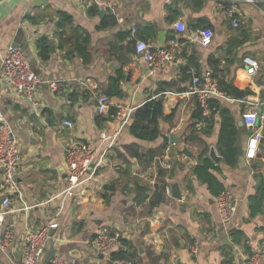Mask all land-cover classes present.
Returning <instances> with one entry per match:
<instances>
[{
  "label": "crops",
  "instance_id": "crops-1",
  "mask_svg": "<svg viewBox=\"0 0 264 264\" xmlns=\"http://www.w3.org/2000/svg\"><path fill=\"white\" fill-rule=\"evenodd\" d=\"M230 2L0 0V62L7 47L17 44L44 81L34 105L0 81V122L18 138L22 158L18 192L9 196L0 232V264L21 262L26 232L49 222L53 226L41 264L55 259L109 264L111 254L92 245L102 232L120 235L118 249L132 264H245L253 254L264 261V210L251 218L248 201L264 178V105L258 122L262 139L249 160L245 105L236 95L230 96L235 101L215 98L238 129L239 155L229 166L217 147L221 117L213 109L210 125L196 120V97L186 94L193 77L216 71L217 77L232 81L243 98L264 104V0H235L238 27L227 14ZM61 14L70 22L59 28ZM110 16L115 23L103 25ZM177 23L183 32L176 31ZM206 29L213 33L208 46L192 41L196 31ZM172 38L178 42L175 59L150 74L136 43L161 48ZM39 40L49 49L45 60L38 52ZM83 41L87 62L76 51ZM245 56L260 63L255 77L246 74ZM50 83L57 84V91ZM99 95L109 98L103 115L96 110ZM150 100L162 102L160 136L142 141L130 134L127 124L121 126L117 113L128 109L132 114ZM67 120L72 128L64 126ZM101 133L109 139L100 140ZM75 141L89 144L96 157L103 152L105 157L93 178L69 193L65 152ZM212 150L219 162L212 159ZM201 158L217 167L211 175L235 200V213L226 222L218 216L217 196L194 174ZM110 184L116 187L114 193L105 190ZM156 185L170 187L171 193L151 207ZM173 185L180 199L172 197ZM4 196L0 175V210ZM192 244L198 246L194 256L189 253Z\"/></svg>",
  "mask_w": 264,
  "mask_h": 264
},
{
  "label": "built area",
  "instance_id": "built-area-1",
  "mask_svg": "<svg viewBox=\"0 0 264 264\" xmlns=\"http://www.w3.org/2000/svg\"><path fill=\"white\" fill-rule=\"evenodd\" d=\"M252 2V0H244ZM235 0H231L228 5L227 14L231 18L232 25L238 27L239 23L236 17L237 10ZM177 32H183L182 24H175ZM213 38L211 30H198L192 37V41L208 46ZM178 46L177 39L169 40L165 47L154 48L143 41L136 43L135 50L142 55L143 61L150 74H153L158 69L171 63L176 57V48ZM243 65L248 77H255L260 69V63L253 57L245 56ZM0 81L6 87L11 89L18 95L25 98L30 104H36V95L44 84V81L36 74L25 56L23 51L18 47L9 46L2 55L0 62ZM49 87L53 91H57L56 83H50ZM264 90V81H263ZM196 97L197 104L202 110L203 116H208L210 113L209 100L218 98L225 101H235L234 98L226 95L218 89L217 81L212 78L210 72H206L200 76H195L191 81V88L186 93ZM245 105V110L242 113V120L245 129L249 132L246 144V158L252 160L255 158L259 142L262 139L261 128L258 127L259 120L262 115L258 112L264 105L260 102L249 101L246 98L238 100ZM109 109V98L105 95L96 97V110L99 115H103ZM131 116V110L120 109L117 113V118L121 122V126L128 124ZM64 126L72 128L73 124L70 121H64ZM100 140L109 139L104 133L100 134ZM111 144V143H110ZM105 154L101 153L98 157L95 156L94 149L87 143L75 141L68 145L65 152V165L67 168V188L66 192H72L75 189L82 187L85 183L93 178L97 169L103 164ZM21 147L18 138L13 134L9 126L0 122V175L1 188L5 194L1 201L2 209L0 210V232L4 226V217L9 212L10 194L18 192L17 173L21 162ZM91 164L93 166L91 167ZM155 192V186L152 189ZM165 194L170 195L171 188L165 187ZM217 212L222 222L228 221L235 213L236 206L232 193L224 189L216 198ZM53 226V222L48 225H43L37 231L28 230L24 239L23 257L21 262L14 264H41L40 260L43 255L46 242L49 238V228ZM11 228L7 229L6 235L9 236ZM93 247L101 253L110 255L116 251L121 245V237L119 234L102 232L98 234L92 241ZM198 252L197 244L189 246L190 255L194 256ZM49 264H64L62 260L55 259ZM109 264H132L129 259L111 260ZM245 264H264L261 256L253 254L248 257Z\"/></svg>",
  "mask_w": 264,
  "mask_h": 264
},
{
  "label": "trees",
  "instance_id": "trees-1",
  "mask_svg": "<svg viewBox=\"0 0 264 264\" xmlns=\"http://www.w3.org/2000/svg\"><path fill=\"white\" fill-rule=\"evenodd\" d=\"M60 23L58 25L59 28L62 27L63 23L70 22V17L67 15L61 14L59 15ZM115 23V19L113 17H109V21L103 23V25H113ZM59 35H63L61 32ZM83 43L76 44L77 53L83 57V60L87 62L89 60L88 52L85 49ZM37 48L39 55L42 59H47L49 54V49L46 46L45 40H39L37 43ZM215 62H211L212 67L215 66ZM186 71V69H185ZM211 76L213 79L217 81L218 89L229 95L234 96L238 88L233 84L232 81H225L223 78L217 77L216 71L211 72ZM185 91V89L180 90V92ZM211 98L209 100V109L211 113L208 116L202 115V110L200 108L197 115L195 116L196 120L203 122L205 124L213 123L212 118V110L216 113L218 112L221 117L220 131L217 142V147L220 150V153L225 161V163L229 166H233L236 163L237 156L239 155V151L236 148L235 137L238 135V129L233 123L232 119L229 116V112L225 111L219 104L218 99ZM217 100V101H216ZM199 107V106H198ZM162 117V102L161 100H150L144 103L142 106L137 108L130 116L128 121V129L131 135L135 138L142 141H154L160 136V132L158 130V120ZM208 128L206 131H209ZM203 157V155H202ZM215 169L218 170L217 167L213 165V163L207 158H201L200 163L195 166L194 174L198 179H200L203 183H206L210 190L218 196L220 192L224 189L222 186L217 184L215 178L211 175L210 170ZM114 184H110L105 187V190L108 193H114L115 191ZM165 187L164 186H155V192L153 194V198L150 200V206L156 207L158 204L165 201ZM107 197V196H106ZM249 211L250 217L253 218L264 210V178L261 180L259 187L255 194L249 197ZM233 240L237 241L240 239V236L237 234L232 235ZM239 241V240H238ZM122 243H124L122 241ZM111 260H120V259H129L126 253L122 250H116L110 255Z\"/></svg>",
  "mask_w": 264,
  "mask_h": 264
},
{
  "label": "water",
  "instance_id": "water-1",
  "mask_svg": "<svg viewBox=\"0 0 264 264\" xmlns=\"http://www.w3.org/2000/svg\"><path fill=\"white\" fill-rule=\"evenodd\" d=\"M101 13H103V12H101ZM160 37H161V35H160ZM12 46H13V47H18L17 44H12ZM235 95H236L237 98L241 99V98H243V95H244V94H243V92H237ZM258 114L261 115V111H259ZM240 124H241V123H240ZM172 139H173V138L170 137V142H173ZM174 142H175V141H174ZM210 155H211L212 159H213L215 162H219V161H220V158H217V157L214 155L213 150H212V152L210 153ZM92 166H93V164H91V167H92ZM172 197L175 198V199H180V197H181V194H180V191H179V188H178L177 185H173V187H172ZM46 244H48V241L46 242ZM46 248H47V246H46ZM53 258H54V255L52 254V255L50 256V259H49V260H52Z\"/></svg>",
  "mask_w": 264,
  "mask_h": 264
}]
</instances>
